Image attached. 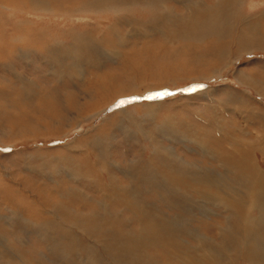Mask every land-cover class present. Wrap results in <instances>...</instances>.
Returning a JSON list of instances; mask_svg holds the SVG:
<instances>
[{
	"label": "rangeland",
	"instance_id": "rangeland-1",
	"mask_svg": "<svg viewBox=\"0 0 264 264\" xmlns=\"http://www.w3.org/2000/svg\"><path fill=\"white\" fill-rule=\"evenodd\" d=\"M86 1L0 0V264H184L188 248L228 245L216 230L228 211L184 185L170 188L168 180L177 178L156 149L202 164L195 132L223 157L230 148L222 134L250 138L257 127L250 111L263 108L264 98L236 80L239 70L263 76L264 52L240 46L233 25L208 33L200 26L209 23L205 15L199 11V21L187 8L216 0H123L113 8L105 6L109 0ZM263 4L245 0L239 9L252 13ZM221 13L219 21L230 24L229 13ZM235 104L245 105L241 113ZM180 129L193 138L180 137ZM149 171L169 192L142 181ZM150 219L151 229L163 225L181 247L168 243L164 250L148 236L136 260L128 252ZM234 243L221 247L230 256L223 253L218 264H249L231 259Z\"/></svg>",
	"mask_w": 264,
	"mask_h": 264
},
{
	"label": "bare ground",
	"instance_id": "bare-ground-1",
	"mask_svg": "<svg viewBox=\"0 0 264 264\" xmlns=\"http://www.w3.org/2000/svg\"><path fill=\"white\" fill-rule=\"evenodd\" d=\"M88 1V0H87ZM86 1V2H87ZM93 1V0H92ZM97 2V0H95ZM99 1V0H98ZM105 1V0H104ZM108 1V0H107ZM131 1V0H129ZM153 0H151L152 2ZM163 1V0H162ZM170 1V0H168ZM174 1V0H173ZM175 1H184L186 0H175ZM191 1V0H188ZM212 1V0H211ZM214 1V0H213ZM212 1V2H213ZM260 1V0H259ZM82 2V1H81ZM117 2H124L123 0H109L108 3L106 2L105 6L112 7ZM136 2V0H135ZM145 2V1H144ZM147 2V1H146ZM193 2V1H192ZM202 2V1H201ZM131 3V2H130ZM149 3V0L148 2ZM155 3V2H154ZM165 3V2H164ZM188 3V2H187ZM58 4V3H57ZM103 4V3H101ZM123 4V3H122ZM135 4V3H134ZM212 4V3H211ZM81 5V3H80ZM83 5V4H82ZM85 5V4H84ZM88 3L86 4V6ZM93 5V4H92ZM98 5V4H97ZM137 5V4H136ZM162 5V4H161ZM186 5V4H184ZM189 5V4H188ZM242 5L244 9L245 0H216L215 3L212 5L207 4V2L198 4L195 1V3L191 4V7L187 6V8L195 9V15L196 18L203 21L202 18H200L201 15H199V11L201 14L205 15L204 20L209 21L208 24L200 25L202 27H206L208 33H212L215 35H219L223 29L224 25H233L237 27L238 30V37L236 40L238 43H240V46H243V48H261L260 50L264 52V4L261 6L260 10L252 13H245L240 11L239 6ZM67 6V5H66ZM85 6V8H86ZM96 6V5H95ZM101 6V5H100ZM99 6V7H100ZM153 6V5H152ZM164 6V5H163ZM198 6V7H196ZM204 6V7H203ZM83 7V6H82ZM90 7V6H89ZM98 8V6H96ZM108 7V8H109ZM124 7H127L126 5ZM142 7V6H141ZM157 6V10H158ZM161 7V6H160ZM93 7H90L92 10ZM95 8V7H94ZM93 8V9H94ZM107 8V9H108ZM113 8V7H112ZM144 8V7H143ZM168 8V7H167ZM43 9V8H42ZM89 9V8H88ZM101 9V7H100ZM110 9V8H109ZM108 9V10H109ZM120 9V8H119ZM124 9V8H123ZM160 9V8H159ZM186 9V8H185ZM84 10V9H83ZM162 10V9H160ZM70 11V10H69ZM80 11V10H79ZM95 11V9H94ZM93 11V12H94ZM172 11V10H171ZM221 11H226L231 16V23L229 24L228 21L220 22V16L222 15ZM88 12V11H87ZM92 12V13H93ZM97 12V11H96ZM125 12V11H124ZM153 12V11H152ZM158 12V11H157ZM165 12V10H164ZM79 13V12H78ZM154 13V12H153ZM167 13V12H166ZM175 13V12H174ZM192 13V12H191ZM224 13V12H223ZM83 14V13H82ZM159 14V13H158ZM157 14V15H158ZM162 14V13H161ZM189 14V13H188ZM239 14V15H238ZM171 15V14H170ZM191 15V14H190ZM239 17V20L236 21L235 16ZM168 16V15H167ZM166 16V17H167ZM189 15L185 13V15H180L182 24L184 26H187V21L185 23V17L188 18ZM223 16V15H222ZM226 16V15H225ZM229 16V17H230ZM159 18V16H156ZM156 17H153L155 19ZM163 17V16H161ZM160 17V18H161ZM165 17V16H164ZM178 17V16H177ZM190 18V17H189ZM188 18V22L190 21ZM169 19V18H168ZM174 19V18H173ZM229 19V18H227ZM159 20V19H156ZM165 20V19H164ZM193 20V19H191ZM222 20V19H221ZM137 21V20H136ZM153 21V20H152ZM163 21V20H162ZM167 21V20H166ZM138 22V21H137ZM175 22V21H174ZM193 22V21H191ZM206 22V21H205ZM204 22V23H205ZM148 23V22H147ZM147 23H143L146 25ZM169 23H173V21L170 20ZM198 23V22H197ZM155 24V23H153ZM187 24V25H186ZM191 24V23H190ZM203 24V23H202ZM140 25V24H139ZM157 25V24H156ZM160 27L162 28V31L168 30L169 27H163L167 26V24L159 23ZM176 25V24H175ZM193 25V23H192ZM191 25V26H192ZM195 25V23H194ZM170 26V25H169ZM143 27V26H141ZM146 27V26H145ZM174 27V25H173ZM186 27L187 30H189ZM149 28V27H148ZM190 28V27H189ZM197 28V25L195 27ZM195 29V30H196ZM137 30V29H136ZM170 32L172 31L171 28H169ZM181 31V29H180ZM185 31V30H184ZM131 32V31H130ZM174 32V31H173ZM195 32V31H194ZM197 32V31H196ZM202 32L204 33V30L202 29ZM175 33V32H174ZM187 33V32H186ZM189 33V32H188ZM200 33V32H199ZM167 34V33H166ZM181 34V33H180ZM185 34V33H184ZM193 34H188L189 36ZM90 35V34H89ZM169 35V34H167ZM178 35V33H177ZM197 35H199L197 33ZM204 35V34H203ZM85 36V35H84ZM163 36V35H162ZM193 36V35H191ZM200 36V35H199ZM205 36V35H204ZM165 37V36H164ZM176 37V36H175ZM187 37V36H186ZM198 37V36H197ZM206 37V36H205ZM126 38V37H125ZM172 38V37H170ZM169 38V39H170ZM188 38V37H187ZM191 38V37H190ZM201 38V37H200ZM83 39V38H82ZM168 39V38H167ZM180 39V38H179ZM182 39V38H181ZM189 39V38H188ZM196 39V38H194ZM202 39V38H201ZM95 40V39H94ZM127 40V39H126ZM77 41V40H76ZM91 42V41H90ZM92 43V42H91ZM87 44V43H85ZM78 46V45H77ZM87 46V45H86ZM98 46V45H97ZM66 48V47H65ZM82 48V47H81ZM72 49V48H71ZM70 49V50H71ZM79 49V48H78ZM101 49V47H100ZM73 50V49H72ZM81 50V49H80ZM239 50V49H238ZM48 52V51H47ZM64 52V51H63ZM78 52V50H77ZM79 53V52H78ZM88 53V52H87ZM254 53V51H253ZM228 61V60H227ZM231 63V62H230ZM233 63V62H232ZM237 73V72H236ZM263 75V74H262ZM255 76V75H254ZM254 76H251L250 74H245L244 72L240 71L238 72V77L236 82L238 81V78L241 79L237 83L241 86H244L246 89L251 88L253 92L257 95H259L262 98H264V75L258 76V78H253ZM209 77V76H208ZM203 79V78H202ZM121 93V92H120ZM231 92L230 94H232ZM119 94V93H118ZM124 94V93H122ZM251 94V93H250ZM129 95V94H128ZM127 96V94H126ZM230 95L229 97H231ZM236 96V95H235ZM115 98V97H114ZM234 98V97H232ZM257 98V97H256ZM238 98H236L237 100ZM228 100V99H227ZM232 100V99H231ZM230 100V101H231ZM262 101V100H261ZM239 103V102H238ZM241 103V102H240ZM233 104V100H232ZM263 104V102H262ZM159 105V104H158ZM256 105V104H255ZM157 106V105H156ZM245 105L243 104H235L233 106V110L237 112H242L240 110V107H243ZM219 108V107H218ZM244 108V107H243ZM246 108V107H245ZM127 111V110H126ZM146 112V111H145ZM244 112V111H243ZM253 117V120L255 121L256 128H252L250 130V138H241V136H236V134L229 131V133L222 134V136H225L227 138V146L230 148V155L227 156L224 155L223 157L221 153H217L216 151H213L212 149H209L208 145L203 143V138L200 137V135L196 133L195 141L197 142V145L199 144V154H197L200 157H204L206 160V163H193L191 161L184 160L182 157L179 156H173L167 150L165 152L160 151L159 147L157 146V156L159 163H162L165 168H168V171L174 172L175 177L177 179H172V181H169V187L184 185V187H187V189L194 192V194H197L198 199L207 201L208 199H213L214 201H218V205L224 208L228 211L229 214L227 216L224 215V221L226 223L224 225H217L218 228V238L221 241H225L227 244H221L220 248L216 247L215 245H210L209 247H206L203 243H201L199 246L188 248L187 252H183V258L185 262L184 264H218L223 259V253H226L225 249H229V245L231 247L232 241L238 242L237 247L238 253L236 252V256L231 257L234 261H239L241 258L244 260L246 258V262L249 261V264H264V170H263V163L261 159L259 158V154L264 157V107L255 109L254 111H250ZM246 113V111H245ZM97 115V114H96ZM245 115V114H244ZM248 115V114H247ZM245 115V116H247ZM93 116V115H92ZM165 122V121H164ZM216 123V121H215ZM251 123V122H250ZM172 124V123H171ZM221 124V123H220ZM244 124V123H243ZM248 125V124H247ZM168 129L172 128L169 124L166 125ZM173 126V125H172ZM180 126V125H179ZM215 126V125H214ZM236 126V125H235ZM245 126V125H243ZM183 127V126H182ZM220 127H223L220 125ZM233 127V126H232ZM241 127V126H240ZM166 128V129H167ZM180 128V127H179ZM242 128V127H241ZM238 129V127H237ZM244 129V128H243ZM171 130V129H170ZM153 131V130H152ZM169 131V130H168ZM222 131V130H221ZM174 132V130H173ZM172 132V133H173ZM176 132V131H175ZM224 132V131H223ZM247 132L246 130H242V133ZM161 133V132H159ZM177 133L182 138H193V136H189L191 134H187L185 130H177ZM192 133V132H191ZM194 133V132H193ZM171 134V133H170ZM169 135V134H168ZM162 136V135H161ZM169 137V136H168ZM189 137V138H188ZM148 138V137H147ZM177 138V137H176ZM179 138V137H178ZM160 139V138H159ZM175 139V138H174ZM153 140V139H152ZM180 140V139H179ZM163 141V140H162ZM186 141V140H185ZM194 141V142H195ZM177 143V142H176ZM190 143V142H189ZM192 143V142H191ZM209 143V142H208ZM162 144V143H161ZM183 144V143H182ZM166 148V147H165ZM169 148V147H168ZM166 148V149H168ZM171 149V148H170ZM104 150V149H103ZM109 150V149H108ZM164 150V149H163ZM105 151V150H104ZM108 154V153H107ZM106 154V155H107ZM173 154V153H172ZM105 155V156H106ZM176 155V154H175ZM233 155H236V159ZM258 156V157H257ZM108 157V156H107ZM99 158V157H97ZM103 158V157H102ZM186 158V157H185ZM157 159V158H156ZM188 159V158H186ZM202 159V158H201ZM189 160V159H188ZM98 161V160H97ZM133 161V160H132ZM103 162V160H102ZM135 163V162H134ZM131 163V164H134ZM216 163L217 165L215 166ZM102 164V163H101ZM161 164V165H162ZM104 165V164H103ZM105 166V165H104ZM111 166V165H110ZM219 166L221 170L214 169L211 170V168H215ZM132 167V166H131ZM152 167V166H151ZM150 167V168H151ZM145 168V167H144ZM153 168V167H152ZM151 168V169H152ZM73 169V168H72ZM132 169V168H131ZM162 169V168H160ZM69 170V169H68ZM163 170V169H162ZM74 171V170H73ZM72 171V172H73ZM105 171V170H104ZM126 171V170H124ZM134 171V170H132ZM154 171V170H153ZM78 172V171H77ZM120 172V171H119ZM165 172V171H164ZM156 173V172H155ZM160 173V172H159ZM112 174V173H110ZM125 174V173H124ZM136 174V173H135ZM162 174V173H161ZM214 174V175H213ZM129 175V174H128ZM133 175V174H132ZM138 175V174H137ZM142 181H150V183L153 186V189L156 193L164 192V194L169 192V187L165 188L162 184L157 180V176H152L149 173H146L145 178V172L141 174ZM160 175V174H159ZM70 176V175H69ZM139 176V175H138ZM147 176L148 179H147ZM135 177V176H134ZM159 177V176H158ZM98 178V177H97ZM137 178V176H136ZM135 178V179H136ZM160 178V177H159ZM161 178L163 179L164 176L161 175ZM138 179V178H137ZM161 179V180H162ZM108 180V178H107ZM130 180V179H128ZM165 178L163 179L164 182ZM96 181V180H95ZM115 181V180H114ZM136 181V180H135ZM101 184V183H100ZM111 186V184H110ZM167 186V185H166ZM175 187V188H176ZM108 188V187H107ZM124 188V187H123ZM148 188V187H147ZM171 188V187H170ZM174 188V189H175ZM128 189V188H127ZM126 189V190H127ZM149 189V188H148ZM130 190V189H129ZM120 191V190H119ZM128 191V190H127ZM101 192L105 195L110 194L111 192L114 193V189L111 191L107 190H101ZM122 192V191H121ZM173 193V191H171ZM176 192V191H175ZM180 192V191H179ZM183 192H186L185 189H183ZM82 193V192H81ZM127 193V192H126ZM85 194V193H84ZM163 194V193H162ZM169 194V193H168ZM187 194V193H186ZM123 195V194H122ZM170 195V194H169ZM119 196V195H118ZM125 196V194H124ZM176 196H179L176 195ZM196 196V195H195ZM128 197V196H127ZM130 197V196H129ZM187 197V196H186ZM185 197V198H186ZM180 198V196H179ZM165 199V198H164ZM169 199V198H168ZM174 200H177L174 195ZM189 199V198H188ZM187 199V200H188ZM197 199V200H198ZM182 200H184L182 198ZM168 201V200H167ZM215 201V202H216ZM178 202V201H177ZM181 202V200H180ZM60 203V202H59ZM130 203V202H129ZM176 203V202H175ZM55 204V203H54ZM171 204V203H170ZM173 204V203H172ZM58 205V204H57ZM132 203L128 207H132ZM150 205V204H149ZM165 206V205H164ZM180 206V205H179ZM58 207V206H57ZM137 208V207H136ZM129 209V208H128ZM131 209V208H130ZM133 209V208H132ZM136 210V209H135ZM134 211V210H133ZM225 211V212H227ZM145 212V211H144ZM220 212V211H219ZM134 213H137L134 212ZM142 214V213H141ZM94 213L90 214L89 216H93ZM139 215V213H138ZM151 215V214H150ZM144 217V215H142ZM206 216V215H205ZM141 217V216H140ZM149 217V216H148ZM147 217V218H148ZM222 217V216H221ZM220 217V218H221ZM92 218V217H91ZM146 218V215H145ZM154 219V217H151ZM95 219V218H93ZM109 219V218H108ZM158 219V218H156ZM145 220H143L144 223ZM223 221V222H224ZM142 222V221H141ZM153 221L150 219V221L145 222V224L141 223L140 228V236L137 237L138 243H136V238L134 239L135 245L131 248V250L128 252L133 253L136 255V260H138L139 257H141V253H139L138 247L142 246V241L146 240L148 236H152L151 240L158 242L161 244V247L164 248V250H168L171 247H168V243H174L172 242V235L168 234V230L163 225H159L154 229H151L153 227H149L153 225ZM164 222V221H163ZM102 223V222H101ZM101 223L99 221L94 220V222H91L90 224L98 225L100 226ZM104 223V222H103ZM147 223V224H146ZM155 223V222H154ZM159 223V221H158ZM171 223V222H170ZM206 223V222H205ZM219 223V222H218ZM162 224V222H161ZM167 224V223H165ZM105 225V224H104ZM140 225V224H139ZM156 225H158L156 223ZM170 225V224H169ZM176 225V224H175ZM206 225V224H205ZM102 226V225H101ZM109 226V225H108ZM155 226V225H154ZM111 227V226H110ZM169 229V228H168ZM260 229V232H258ZM66 230V229H65ZM188 231V230H187ZM196 231V230H195ZM56 232V231H55ZM60 232V231H59ZM111 232V231H110ZM258 232V237L254 236L255 233ZM144 234V236H143ZM198 234V232H197ZM253 235V236H251ZM201 235H199L200 237ZM165 237V238H164ZM126 239V238H125ZM132 239V238H131ZM210 239V238H209ZM205 236H201V240H209ZM59 240V239H58ZM152 241V242H153ZM210 241V240H209ZM76 242V241H75ZM220 242V241H219ZM231 242V244L229 243ZM166 243V244H165ZM234 243V244H236ZM145 243H143L144 245ZM159 244V245H160ZM181 247L180 243H174ZM75 245V244H73ZM85 245V244H84ZM111 245V244H110ZM233 245V244H232ZM130 246V244H129ZM208 246V245H207ZM225 247L221 248V247ZM192 247V246H191ZM236 247V245H234ZM68 248V247H67ZM93 248V247H92ZM129 248V247H128ZM61 249V247H60ZM112 249V248H111ZM110 249V250H111ZM142 249V248H141ZM59 250V249H58ZM74 250V249H73ZM109 250V249H106ZM195 250L198 251L197 255L195 256ZM202 250V251H201ZM72 251V250H71ZM78 251V250H77ZM194 252L192 255L195 257L190 256V252ZM206 251V252H204ZM63 252H65L63 250ZM75 252V251H74ZM111 252V251H110ZM170 254L172 251H169ZM203 252V253H202ZM201 253V254H200ZM128 254V255H129ZM199 254V255H198ZM228 256H230V252L226 253ZM147 255V254H146ZM173 255V254H171ZM149 256V255H148ZM147 256V257H148ZM130 257V256H129ZM143 257V255H142ZM146 257V256H145ZM121 258V257H120ZM93 259V258H92ZM133 259V256H132ZM141 261V260H140ZM177 261V260H176ZM245 261V260H244ZM142 262V261H141ZM140 262V263H141ZM139 263V261H138ZM144 263L150 264L148 260H145ZM180 263V262H179ZM178 263V264H179ZM235 264V263H234Z\"/></svg>",
	"mask_w": 264,
	"mask_h": 264
}]
</instances>
